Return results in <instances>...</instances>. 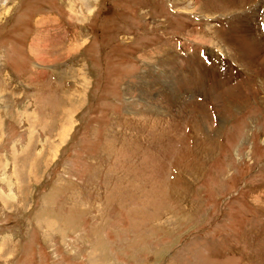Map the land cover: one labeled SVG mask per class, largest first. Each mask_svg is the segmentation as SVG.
<instances>
[{
	"label": "rangeland",
	"instance_id": "obj_1",
	"mask_svg": "<svg viewBox=\"0 0 264 264\" xmlns=\"http://www.w3.org/2000/svg\"><path fill=\"white\" fill-rule=\"evenodd\" d=\"M0 264H264V0H5Z\"/></svg>",
	"mask_w": 264,
	"mask_h": 264
},
{
	"label": "bare ground",
	"instance_id": "obj_2",
	"mask_svg": "<svg viewBox=\"0 0 264 264\" xmlns=\"http://www.w3.org/2000/svg\"><path fill=\"white\" fill-rule=\"evenodd\" d=\"M5 0H0V5L4 4ZM64 131V130H63Z\"/></svg>",
	"mask_w": 264,
	"mask_h": 264
}]
</instances>
